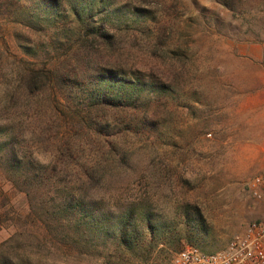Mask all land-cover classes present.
<instances>
[{
    "label": "rangeland",
    "instance_id": "1",
    "mask_svg": "<svg viewBox=\"0 0 264 264\" xmlns=\"http://www.w3.org/2000/svg\"><path fill=\"white\" fill-rule=\"evenodd\" d=\"M63 2L66 8L84 6L95 26L118 36L116 50L100 47L97 58L78 67V77L95 83L97 74L116 70L147 81L140 90L147 109L89 112L77 93L52 83L42 96L12 109L29 155L58 165V176L71 184L96 168L100 181L91 202L108 214L110 232L127 214H137L131 228L159 242L148 264H169L187 246L225 248L264 215L246 185L264 171V0ZM72 18L52 25L46 20V29L34 35L39 66L64 60L73 41L63 48L51 41L63 27L77 32ZM7 42L21 52L22 43L13 37ZM1 50L0 103L5 82L13 78V57L3 62ZM37 196L0 170L1 254L12 252L23 264H109L110 242L93 252H68L65 241L34 215Z\"/></svg>",
    "mask_w": 264,
    "mask_h": 264
},
{
    "label": "trees",
    "instance_id": "2",
    "mask_svg": "<svg viewBox=\"0 0 264 264\" xmlns=\"http://www.w3.org/2000/svg\"><path fill=\"white\" fill-rule=\"evenodd\" d=\"M81 7L71 3L66 8L63 0H0V30L4 31L1 55L6 56L3 62L13 57V78L5 82L1 91L0 170L6 179L26 191L30 197L33 192L38 194V207L34 215L52 236L65 241L68 252L78 248L93 252L99 244L106 248L110 242L114 252L109 254L112 255L109 264H148L159 242L154 244V237L145 240L141 238L140 232L133 226L131 228L137 214L130 212L119 227L110 232L104 223L108 214L101 212L91 202L93 186L98 187L100 181L99 171L96 168L85 170L79 182L71 184L58 176V165H45L29 155L27 143L16 132L18 127L17 118L13 117L14 106L17 103L29 104L35 97L42 96L52 83L62 90L77 93L79 103L85 105V110L89 112L104 107L146 111L140 90L147 86V81L123 77L116 70L97 74L95 83L94 80L90 82L78 77V67L84 66L83 62L88 65L97 58L100 47L114 52L118 42L115 32L95 26L92 15L86 16L84 6ZM65 17L73 19V30L77 32L70 33L71 29L63 27L51 42L63 48L73 41L72 48L70 51L68 48L64 60H54L39 66L36 50L40 46L34 35L45 30L47 24H57V20L65 22ZM17 28H20L21 33L17 32ZM8 37H13L16 43H22L17 44L21 54L11 50ZM134 73L131 72L132 75ZM143 221H147L145 227L150 233L154 232L150 218ZM99 238L103 242H99ZM7 253H0V264H23V258L14 257L12 252ZM102 257L107 258L103 254Z\"/></svg>",
    "mask_w": 264,
    "mask_h": 264
},
{
    "label": "built area",
    "instance_id": "3",
    "mask_svg": "<svg viewBox=\"0 0 264 264\" xmlns=\"http://www.w3.org/2000/svg\"><path fill=\"white\" fill-rule=\"evenodd\" d=\"M246 185L251 197L264 210V171L253 175ZM169 264H264V215L234 234L225 248L205 252L187 246Z\"/></svg>",
    "mask_w": 264,
    "mask_h": 264
},
{
    "label": "crops",
    "instance_id": "4",
    "mask_svg": "<svg viewBox=\"0 0 264 264\" xmlns=\"http://www.w3.org/2000/svg\"><path fill=\"white\" fill-rule=\"evenodd\" d=\"M259 47L261 50V56L264 58V41L259 42Z\"/></svg>",
    "mask_w": 264,
    "mask_h": 264
}]
</instances>
